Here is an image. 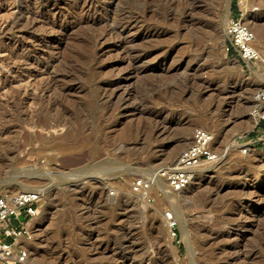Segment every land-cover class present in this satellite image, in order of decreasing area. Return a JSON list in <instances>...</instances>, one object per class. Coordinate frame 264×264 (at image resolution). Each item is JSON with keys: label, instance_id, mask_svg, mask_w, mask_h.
Masks as SVG:
<instances>
[{"label": "rangeland", "instance_id": "obj_1", "mask_svg": "<svg viewBox=\"0 0 264 264\" xmlns=\"http://www.w3.org/2000/svg\"><path fill=\"white\" fill-rule=\"evenodd\" d=\"M84 1L0 0V194L46 193L33 237L23 239L32 260L264 264V150L234 145L254 125L264 65L224 52L233 0ZM188 2L201 5L202 27L186 21ZM246 2L264 54V0ZM120 14L136 24L124 37L150 66L130 81L127 52L99 35ZM197 127L214 134L219 162L182 192L163 185L152 201L134 194L132 180L177 158ZM167 211L184 218L181 245Z\"/></svg>", "mask_w": 264, "mask_h": 264}, {"label": "built area", "instance_id": "obj_2", "mask_svg": "<svg viewBox=\"0 0 264 264\" xmlns=\"http://www.w3.org/2000/svg\"><path fill=\"white\" fill-rule=\"evenodd\" d=\"M238 15L230 14L225 24L224 52L251 67L262 62V50L258 46L255 31L243 18L247 13L246 0H236ZM257 105L251 110L254 125L236 136L234 145L242 154L264 150V83L255 92ZM219 162L214 149V134L205 127L193 131L192 141L174 160L159 165L146 176L135 177L131 182L134 194L148 201L154 199V191L166 186L171 192L179 193L187 189L200 169ZM162 189V188H161ZM159 189V191H161ZM46 193L43 190L21 191L16 194H0V264H39L32 260L30 249L23 239L31 240L33 232L30 221L41 211ZM169 236L181 245L179 222L171 211L165 214Z\"/></svg>", "mask_w": 264, "mask_h": 264}, {"label": "bare ground", "instance_id": "obj_3", "mask_svg": "<svg viewBox=\"0 0 264 264\" xmlns=\"http://www.w3.org/2000/svg\"><path fill=\"white\" fill-rule=\"evenodd\" d=\"M74 1H76V0H74ZM100 1V0H99ZM109 1V0H108ZM171 1V0H170ZM175 1V0H174ZM179 0H177V2H178ZM184 1V0H183ZM187 1V0H186ZM189 1V0H188ZM192 1V0H191ZM84 2H86V0L84 1ZM103 2V1H102ZM185 2V1H184ZM90 3V2H89ZM94 3V2H93ZM97 3H98V1H97ZM173 3V2H172ZM179 3L180 2H178V4L177 5H179ZM201 3V2H200ZM45 4V3H44ZM175 4V3H174ZM182 4H185V3H182ZM182 4H181V7H182ZM84 5H85V3H84ZM81 6V5H80ZM96 6V5H95ZM94 6V7H95ZM93 7V6H92ZM185 13H186V17H187V22H189V24H190V26H192L193 28H196L197 26H199V28L200 27H202L200 24H202L201 23V19H200V13H198V15L199 16H197L196 14H197V11L198 10H200V8H201V5L199 4V3H195V2H188V3H186V5H185ZM246 8L248 9L249 7H248V5H246ZM85 9V8H84ZM93 9V8H92ZM99 10V9H98ZM202 10H203V8H202ZM93 11V10H92ZM95 11H96V9H95ZM183 11V10H182ZM249 11V10H248ZM83 12V11H82ZM202 13H203V11H201ZM126 13V12H125ZM184 13V14H185ZM118 15V14H117ZM121 16H119V17H117V18H115V19H113L112 21H110V22H108L106 25H105V28L104 29H101V30H103L102 31V33L100 34L99 33V35L100 36H110V37H112V39H113V37L114 38H117V42H115V44H114V46H117L116 48H119V49H124L125 51L124 52H127L126 53V56H125V58L124 59H126V61L128 62V70H127V72H125V74L122 76L123 77V80L124 81H130L131 79H134V78H139V77H141V75H143L144 73H146L149 69H150V66H148V65H145V64H143V62L146 60L145 58L148 56V54H143V52H142V54L140 53V54H138L139 53V50L137 49V47H136V44H137V42H135L134 43V40H128V39H126L125 37H124V34H125V36H127L126 35V33L127 32H129L130 31V29H131V27L132 26H134V25H136V24H134V25H131L132 23H131V20L128 18V17H126V16H122V14H120ZM125 15V14H124ZM137 15V14H136ZM249 15V13L247 12L246 14H245V16H244V18H243V20H244V22L245 23H247V24H249L250 26H251V24H250V21L248 20V16ZM251 15V14H250ZM131 16V15H130ZM135 17V16H134ZM141 17V16H140ZM201 17H203V16H201ZM133 18V17H132ZM228 18L229 17H227V20H228ZM1 19H3V18H1ZM35 19V18H34ZM186 19V18H185ZM100 20V19H99ZM203 20V19H202ZM31 21V20H30ZM135 21V20H134ZM3 22V21H2ZM5 22V21H4ZM3 22V23H4ZM13 22V21H12ZM185 22V21H184ZM3 23H1L0 24V26L3 24ZM33 23V22H32ZM135 23V22H134ZM34 24H36L35 22H34ZM100 24H102V23H100ZM188 24V23H187ZM9 25V24H8ZM146 25V24H145ZM104 26V25H103ZM148 26V25H147ZM152 26V25H151ZM150 26V27H151ZM142 27V26H141ZM145 27V26H144ZM188 27V26H187ZM191 27V28H192ZM137 28V27H136ZM135 28V29H136ZM193 28L191 29V30H193ZM2 29V28H1ZM58 29V28H57ZM148 29V28H147ZM197 29V28H196ZM196 29H195V31H196ZM6 30V29H5ZM66 30V29H65ZM64 30V31H65ZM138 30V29H137ZM141 30V29H140ZM55 31H56V28H55ZM195 31H193V32H195ZM60 32H61V30H60ZM59 32V33H60ZM131 32V31H130ZM54 33V32H53ZM58 33V32H57ZM63 33V32H62ZM133 33V32H132ZM128 34V33H127ZM139 36V35H138ZM147 36V33L145 32V33H143V34H141V36H140V38H145ZM154 36V35H153ZM95 37V36H94ZM96 37H98V36H96ZM103 38V37H102ZM150 38V37H149ZM104 39V38H103ZM110 40H111V38H109ZM139 39V38H138ZM95 40H97V38L95 39ZM102 40V39H101ZM116 40V39H115ZM97 41H99V40H97ZM95 42V41H94ZM101 44V43H100ZM103 45V44H102ZM115 48V47H114ZM112 49V48H111ZM136 49L138 50V52L136 51ZM102 50V49H101ZM104 50V49H103ZM116 50V49H115ZM135 51H136V53H135ZM135 54H134V53ZM151 52V51H150ZM102 53V52H101ZM26 61V60H25ZM54 63V62H53ZM146 63H148V62H146ZM261 64H263L264 65V54L262 55V63ZM44 67V66H43ZM45 69V68H44ZM47 70V69H46ZM44 71V70H43ZM48 72V71H47ZM50 74V73H49ZM1 75V74H0ZM261 79H263L264 80V77H263V75H261V74H259L258 75ZM19 77H22V76H19ZM56 77H54V79H55ZM30 79V78H29ZM57 79V78H56ZM18 80V79H17ZM53 80V77L51 78V80H49L50 82ZM123 80H119L118 79V81H114V83H116L117 84V89H119V87H120V85H122V84H120L119 85V83H123L124 81ZM19 81V80H18ZM40 81V80H39ZM42 81V80H41ZM47 81V80H46ZM56 81V80H55ZM54 81V82H55ZM23 82H24V80H23ZM26 82V81H25ZM27 82H28V80H27ZM27 82H26V84H25V86H27L28 84H27ZM36 82V81H35ZM43 82V81H42ZM53 82V81H52ZM22 83V82H21ZM29 83V82H28ZM37 84V83H36ZM111 84V83H110ZM23 85V84H22ZM29 85H31V84H29ZM34 85V84H33ZM39 85V84H38ZM125 85V84H124ZM35 86V85H34ZM37 86V85H36ZM42 86V85H41ZM41 86H40V88H41ZM46 86V85H45ZM114 86V85H113ZM112 86V87H113ZM5 87V86H4ZM20 87V86H19ZM22 87V86H21ZM29 87V86H28ZM27 87V88H28ZM37 87H39V86H37ZM107 88H108V86H106ZM106 88V89H107ZM111 88V87H110ZM25 89V91L27 90L26 88H24ZM36 89V88H35ZM34 89V87H33V91L35 90ZM50 89V88H49ZM109 89V88H108ZM113 89H114V87H113ZM113 89H111V90H113ZM41 90V89H40ZM36 91H38V89L36 90ZM47 91V90H46ZM109 91V90H108ZM23 92H24V90H23ZM29 92H31V91H29ZM42 92H43V89H42ZM119 92V91H118ZM117 92V93H118ZM22 93V92H21ZM34 93V92H33ZM37 93V92H36ZM41 93V92H40ZM44 93V92H43ZM104 93V92H103ZM105 94V93H104ZM25 95V94H24ZM29 96V95H28ZM34 95L32 94V97H33ZM37 96V95H36ZM35 96V97H36ZM105 96V95H104ZM109 96V95H108ZM110 96H111V92H110ZM43 97V96H42ZM26 98V97H25ZM31 98V97H30ZM104 98V97H103ZM29 99V98H28ZM35 99V98H34ZM123 100V99H122ZM31 101V100H30ZM35 101V100H34ZM32 104H33V102H32ZM33 106V105H32ZM28 107V106H27ZM35 107V106H34ZM32 108L30 107V110H31ZM33 110V109H32ZM33 112H34V110H33ZM33 124V123H32ZM32 126V125H31ZM35 126V125H34ZM42 126V125H41ZM37 127V126H36ZM43 127V126H42ZM48 127V126H47ZM251 127H252V125H248L246 128H245V130H249V129H251ZM38 128V127H37ZM162 129V128H161ZM161 129H160V131H161ZM183 129V128H182ZM163 130V129H162ZM160 131H159V133H160ZM183 133V132H182ZM187 135V134H186ZM181 143V142H180ZM177 146V145H176ZM174 147L173 148V150L170 152V154H173V153H175L176 151H177V149H179L178 147ZM181 147H182V143H181V145H180ZM180 147V148H181ZM164 152V151H163ZM177 153V152H176ZM3 160V159H2ZM221 161H223V160H221ZM200 170H202V169H200ZM32 175V177H33V174H27V175H25V176H31ZM35 177V176H34ZM15 178V176H12V179H14ZM17 178V177H16ZM15 178V179H16ZM197 177H196V175L194 176V179H193V181H192V183L195 181V179H196ZM4 181V180H3ZM5 182V181H4ZM7 182V181H6ZM5 182V184H7ZM31 182H32V180H31ZM191 183V184H192ZM28 184V183H27ZM29 185V184H28ZM166 187V186H165ZM167 188V187H166ZM33 190H40V189H38L37 187H34V186H29L28 188H26V189H24V191H33ZM167 190H168V192L169 193H171V194H175L174 192H171L168 188H167ZM119 210V209H118ZM122 210V209H121ZM179 214H180V212H179ZM178 215V214H177ZM179 216V215H178ZM184 218H180V217H178V220H179V222L181 223L182 222V220H183ZM126 223V222H125ZM128 225H130V224H128ZM186 227V226H185ZM135 230V229H134ZM264 233V232H263ZM261 235H262V233H261ZM127 236V235H126ZM128 236H129V234H128ZM139 236V235H138ZM263 236H264V234H263ZM262 236V237H263ZM130 237H132V236H130ZM130 237H128V238H130ZM261 238V237H260ZM128 240V239H127ZM260 240V239H259ZM261 241V240H260ZM262 242V241H261ZM234 248V247H233ZM138 255V254H137ZM150 260V259H149ZM118 261V260H117ZM39 262H44V263H46V264H52V262L50 263V262H48V261H39Z\"/></svg>", "mask_w": 264, "mask_h": 264}, {"label": "trees", "instance_id": "obj_4", "mask_svg": "<svg viewBox=\"0 0 264 264\" xmlns=\"http://www.w3.org/2000/svg\"><path fill=\"white\" fill-rule=\"evenodd\" d=\"M235 8L236 13L238 15V11H237V5H236V0H233V4H232V9ZM261 126H264V121L261 122Z\"/></svg>", "mask_w": 264, "mask_h": 264}, {"label": "crops", "instance_id": "obj_5", "mask_svg": "<svg viewBox=\"0 0 264 264\" xmlns=\"http://www.w3.org/2000/svg\"><path fill=\"white\" fill-rule=\"evenodd\" d=\"M232 10H233V9L231 8V14H232ZM237 11H238V8H237Z\"/></svg>", "mask_w": 264, "mask_h": 264}]
</instances>
